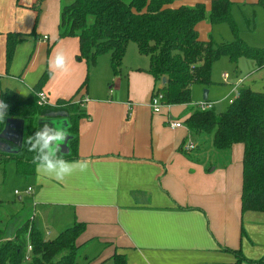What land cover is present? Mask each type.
<instances>
[{
	"label": "crops",
	"instance_id": "crops-1",
	"mask_svg": "<svg viewBox=\"0 0 264 264\" xmlns=\"http://www.w3.org/2000/svg\"><path fill=\"white\" fill-rule=\"evenodd\" d=\"M71 1L0 0V91L10 89L27 96L48 71L42 91L54 105L60 98L74 96L87 77V87L79 90L75 99L81 100L84 112L78 120V158L65 161H87L88 167L63 181L39 173L36 166L30 175L18 174L14 168L19 180L26 183L24 190L31 188L30 193L22 192L30 195L26 201L29 214L18 223L30 219L50 239L74 222H83L85 228L77 239V264H113L114 253L125 254L127 264H230L235 261L231 249H239L247 259L264 257V212H241L243 145L217 149L212 133L188 130L185 120L200 99L164 106L154 113L150 97L163 83L160 80L155 85L146 72L147 55L139 53L145 60L138 57L145 65L143 61L127 63L125 51L124 70L121 66L119 75L114 76L111 70L108 78L106 68L94 69L95 79L91 80L90 66L76 58L78 38L57 39L61 8ZM231 1L234 5L241 0ZM198 2L210 9L211 0H177L171 6ZM255 2L242 6L259 7ZM217 24L198 22V38L216 43L234 39L215 38ZM9 32L24 38L6 63ZM126 49L133 50L130 42ZM60 50L68 57L70 73L66 75L49 69L48 62ZM241 59L236 61L238 65L245 64ZM251 62L253 70L257 65ZM243 77L236 70L232 75L222 71L226 92L209 98L211 88L215 92L223 88L212 79L203 86L208 88L207 100L215 101L214 106L231 96L229 100H233V89L241 87L263 91L259 90L264 89L262 74L253 78L250 74L244 85L238 84ZM168 117L181 121L182 126L170 128ZM188 140L195 148L184 152L180 147Z\"/></svg>",
	"mask_w": 264,
	"mask_h": 264
},
{
	"label": "trees",
	"instance_id": "trees-1",
	"mask_svg": "<svg viewBox=\"0 0 264 264\" xmlns=\"http://www.w3.org/2000/svg\"><path fill=\"white\" fill-rule=\"evenodd\" d=\"M175 1L72 0L61 8L57 39L77 37L76 58L88 66H95L100 55L108 54L114 76L120 74L128 42H134L138 52L148 56L146 72L153 77L155 85L166 77V82L155 90L162 93L163 102L168 105L191 103V86L211 84L213 64L223 57L232 62L245 57L254 60L258 68L264 67V47L250 45L240 37L232 17L231 0H211L209 10L203 2L172 7ZM253 5L264 7V0ZM202 20L228 24L234 39L219 43L200 40L195 27ZM23 38L17 32L7 33L6 63L11 61L16 44ZM48 73L42 74L27 96L10 89L0 91V101L8 105L6 117L0 120V163L14 160L16 172L21 175L34 173L35 153L28 150L25 138L20 141L13 135L21 132L8 126L13 119L23 121L29 137L45 122L55 127L52 120L63 119L69 132L68 152L57 153V158H78V120L84 112L81 100L75 99L77 92L87 87V77L74 96L60 98L54 105H39L36 93L42 90ZM185 123L192 133H212L217 149H227L236 143L243 145L241 212H264V90L241 87L239 96L222 111L193 106ZM84 228L83 222H74L50 239L30 219L16 229L12 239H4L0 229V264H77L80 247L77 239ZM230 251L235 255V261L230 264L243 261L260 264L264 260V257L247 259L239 249ZM112 261L127 264L122 253H114Z\"/></svg>",
	"mask_w": 264,
	"mask_h": 264
},
{
	"label": "rangeland",
	"instance_id": "rangeland-1",
	"mask_svg": "<svg viewBox=\"0 0 264 264\" xmlns=\"http://www.w3.org/2000/svg\"><path fill=\"white\" fill-rule=\"evenodd\" d=\"M251 1L252 0H241L239 1L240 3H234L232 8V17L237 25L239 35L241 38H243L250 45L264 47V7L259 6V7H255L254 9H250V7L248 8L246 5L242 6V3H247ZM35 18L36 15H34V23H35ZM215 26L216 27L213 32V36L215 38L224 37L225 39L228 40L233 39L232 31L228 24L221 23ZM130 45L131 47H133V50H131V52H128L129 49L128 50L126 49L127 52L125 54V60L127 59L126 60L127 63L133 61L135 63L142 64V61L145 59L142 58V56H140L139 52H137L135 43L130 41ZM107 57L109 56L106 54L100 55L97 59L96 68L90 66L91 72L89 76L91 80L95 79V76H93L94 69L106 68L108 73V78H110L111 69ZM138 57L143 60L139 59ZM102 60L103 62L105 61L104 64H102L101 62ZM240 61L244 62L245 64L238 65L237 62H232L228 58L223 57L213 64V68H212V79L214 80L213 83L214 85L217 84L223 88L217 89V92H215L211 88L209 98H213L214 96L221 97L224 94V92H226V89L224 88L225 86L221 81L222 71H225L230 75H232L234 70H236L239 75L245 76L242 78L243 81L240 84H242L245 78L248 77V75L250 74L252 78L254 77L255 74L256 76L258 75L261 76L262 74V76L264 77V67L260 68L259 70L257 66H254V69L252 70L253 64H251L252 63L251 59L242 58ZM143 65H145L144 61H143ZM122 69L124 70L123 66ZM249 71L252 72L245 75V73ZM141 83L142 81L137 79V85L141 86ZM245 83H243V85ZM205 89L208 90V88H205L202 85H197V84L194 85V87L191 90V101L194 102L199 99L202 100L203 91ZM259 90H264V89H259ZM231 98H233V96H231L229 99ZM229 99L216 104L214 106V109L216 111L224 110L228 105V103L231 101ZM62 120L63 119H53L52 122L56 128H61V127H65V124L63 123ZM23 130H24L23 136L25 140H27L29 134L26 130V127H24ZM14 168L15 165L13 161L6 162L5 165L4 164L0 165V229L3 230L4 239H12L14 237L17 226L21 224L18 222H20V220H22L23 218L25 219L28 216L30 210L29 206L26 203L30 195L22 193L24 188L26 187L25 186L26 183H23L22 180L21 181L19 180L21 178L16 175ZM15 190L21 192L20 200L18 199L19 195L14 193Z\"/></svg>",
	"mask_w": 264,
	"mask_h": 264
},
{
	"label": "clouds",
	"instance_id": "clouds-1",
	"mask_svg": "<svg viewBox=\"0 0 264 264\" xmlns=\"http://www.w3.org/2000/svg\"><path fill=\"white\" fill-rule=\"evenodd\" d=\"M49 69L60 74H69L70 67L68 57L63 50L57 51L54 57L48 62ZM8 105L0 101V120L7 115ZM69 138L67 127H50L45 122L39 131L28 137L27 143L29 151L35 153L33 163L39 173L51 177L57 181H63L74 172H84L87 167V161H65L57 158V153L61 151V145Z\"/></svg>",
	"mask_w": 264,
	"mask_h": 264
},
{
	"label": "built area",
	"instance_id": "built-area-1",
	"mask_svg": "<svg viewBox=\"0 0 264 264\" xmlns=\"http://www.w3.org/2000/svg\"><path fill=\"white\" fill-rule=\"evenodd\" d=\"M43 39L46 40L47 36H44ZM225 76H227V75L225 74ZM242 81H243L242 79H239L237 83L240 84ZM233 91H234L233 93L235 94V98L238 97L239 96V90H236V88H235V89H233ZM36 96H37V103L39 105L49 104L48 99H47V95L42 90L38 91L36 93ZM215 103H216L215 101L200 100L198 102H195L193 104V106L195 108H198V109H201V110H207V109L213 108ZM149 105H150V107H151V109H152V111L154 113H160L164 106H169L168 104L163 102V95H162L161 92L157 91V89L153 91V93H152V95L150 97ZM167 123H168V126L170 128H177V127L182 126V122L181 121L174 120L171 117L167 118ZM180 148L184 152H189V151H191V150H193L195 148V144L193 142H191V141H186V142L182 143ZM30 192H31V188L30 187H27L24 190V193H30ZM18 193H20V191L15 190V194H18ZM27 250H28V252L31 251V246L30 245H28Z\"/></svg>",
	"mask_w": 264,
	"mask_h": 264
},
{
	"label": "water",
	"instance_id": "water-1",
	"mask_svg": "<svg viewBox=\"0 0 264 264\" xmlns=\"http://www.w3.org/2000/svg\"><path fill=\"white\" fill-rule=\"evenodd\" d=\"M165 82H166V77H162V83L164 84ZM207 92H208L207 89H205L203 91V100H205V101L207 100ZM8 126L11 128H15V129H21V132L19 131V132L13 133V135L15 137H18L21 141L22 137H23V132H22V129L24 126L23 121L20 119H13L8 123ZM60 152L61 153H67L68 152L67 141L61 145V151Z\"/></svg>",
	"mask_w": 264,
	"mask_h": 264
}]
</instances>
